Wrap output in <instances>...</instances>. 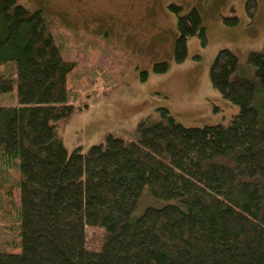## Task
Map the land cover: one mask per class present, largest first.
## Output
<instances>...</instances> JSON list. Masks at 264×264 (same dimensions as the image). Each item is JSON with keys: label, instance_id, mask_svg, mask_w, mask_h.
<instances>
[{"label": "trees", "instance_id": "1", "mask_svg": "<svg viewBox=\"0 0 264 264\" xmlns=\"http://www.w3.org/2000/svg\"><path fill=\"white\" fill-rule=\"evenodd\" d=\"M170 8L180 63L206 28L196 7ZM65 44L42 9L0 0V188L12 181L17 210L2 217L0 264H264V49L247 78L231 48L215 54L210 84L238 108L226 124L186 127L162 106L131 140L68 151L58 122L87 104L70 96Z\"/></svg>", "mask_w": 264, "mask_h": 264}, {"label": "rangeland", "instance_id": "2", "mask_svg": "<svg viewBox=\"0 0 264 264\" xmlns=\"http://www.w3.org/2000/svg\"><path fill=\"white\" fill-rule=\"evenodd\" d=\"M247 1L18 0L29 10H43L61 33L65 51L77 61L69 93L75 105L84 102L87 108L58 122L66 149H86L107 134L131 140L140 120L155 117L162 106L186 127L226 124L238 108L211 86L209 68L218 50L231 48L239 63L236 76L253 75L247 55L264 49V0H251L248 10ZM170 5L181 6L183 12L196 7L206 28V46L190 37L180 63L173 59L178 32ZM232 15L236 24L224 23ZM96 40L98 46L91 47ZM161 61L168 62V71L153 73V65ZM13 193L12 181L0 188V235L9 229L2 217H17L15 207L8 205L9 198L14 203Z\"/></svg>", "mask_w": 264, "mask_h": 264}]
</instances>
